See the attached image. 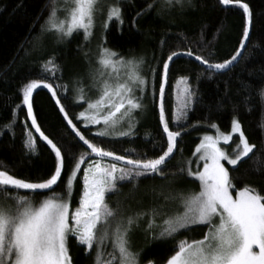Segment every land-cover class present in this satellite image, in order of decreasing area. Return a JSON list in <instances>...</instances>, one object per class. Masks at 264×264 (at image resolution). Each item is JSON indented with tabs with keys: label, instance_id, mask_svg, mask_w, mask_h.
Masks as SVG:
<instances>
[{
	"label": "snow or ice",
	"instance_id": "snow-or-ice-1",
	"mask_svg": "<svg viewBox=\"0 0 264 264\" xmlns=\"http://www.w3.org/2000/svg\"><path fill=\"white\" fill-rule=\"evenodd\" d=\"M220 2L223 5H239L246 16L237 51L230 58L219 62L198 54L191 46L170 51L166 59L158 62L161 65L158 91L155 66L149 67V76L143 75L142 57L139 60L125 57L105 46V33L111 22L115 20L121 26L124 24L121 0L109 4H105V0H68L69 6L64 17L58 15L56 7L50 10L45 24L41 25V34L54 32L58 40L71 38L74 33L82 31L84 40L91 42L97 27V16L102 17L97 45L100 67L92 75V87L96 89L97 95L95 98L86 96L83 79L78 78L80 86L75 99L83 101L87 108L78 114L77 119L86 128L89 125L100 126L95 133L100 138L134 137L139 123L136 113H143L146 107L145 93L149 92L158 107L159 122L166 134V147L152 144L153 150L158 153L152 156L147 153L141 155L136 148L125 149L124 154H117L86 138L61 102L62 96L68 99L69 88L67 83H58L63 79V73L55 55L41 60V71L37 78L22 84L19 89L22 93L21 103L14 107L18 110L26 106V116L30 118L35 132L50 146L55 163L53 170L45 177L35 179L17 176L7 166H0V192L15 193L7 196L11 204L0 202V264H78L70 254V239L82 246L85 253L91 255L94 252V264H155L151 259L142 261L144 249H134L132 245L131 236L145 217L144 231L152 239L174 238L182 230L191 231L194 226L206 229L200 239L177 240L175 250L166 264H264V189L247 184L237 188L229 171L230 167L233 172L238 171L244 158H251L250 154L254 155L256 149V145L249 142L236 116L231 119L228 132L220 130L216 123L210 125L217 130V134H204L196 145L193 153L197 165L195 170L192 168V159H188L179 165L178 173H172L173 178L187 175L199 182V191L181 188L168 190L164 199L176 204L173 211L165 212V205L161 204L124 215L121 208H113L106 199L110 193L120 190L121 182H129L135 188L142 177L159 176L167 180L170 160L175 158L174 153L183 151L178 149L182 133L200 124V121L188 123V113L199 100V76L196 77L195 85L188 76L179 78L178 83L182 87L178 89L177 107L172 121L175 130L166 118L165 85L170 64L175 63L174 58L193 57L210 73L229 71L242 58L245 41H248L252 27V11L245 0ZM162 4L169 8L174 4L179 5L182 10L185 6L195 7L193 0H162ZM151 7L148 4L136 13L133 27H136V17L142 16ZM33 50H36L35 44ZM108 69L111 71L106 72ZM42 88L50 91L67 126L86 146L87 152L82 151L77 155L73 153L71 145L58 144L41 130L33 108V93ZM258 95L264 102V86L258 90ZM249 98L245 97V101ZM14 123L15 111L13 121L5 127L11 131ZM27 123L25 121V146L35 154V137ZM261 127L264 128V124ZM12 134L15 135L14 131ZM234 134H238V142H234L235 147L230 153L221 146V141L227 145L233 141ZM148 135L146 133V137ZM109 158L111 162H105ZM66 162L70 165L68 171ZM82 165H85L81 176L82 189L78 204L73 207L72 192ZM60 184L65 187L64 193L54 190V186ZM22 190L27 194H20ZM33 196L43 198L37 204L33 202ZM159 217L162 219L157 223ZM108 240L112 241L113 251L110 253L105 252Z\"/></svg>",
	"mask_w": 264,
	"mask_h": 264
},
{
	"label": "trees",
	"instance_id": "trees-1",
	"mask_svg": "<svg viewBox=\"0 0 264 264\" xmlns=\"http://www.w3.org/2000/svg\"><path fill=\"white\" fill-rule=\"evenodd\" d=\"M245 2L252 11V27L249 39L245 41L242 58L231 70L210 73L200 62L188 56L174 58V65L170 64L168 82L165 85V115L170 127L175 130L172 121L177 107L178 89L182 87L178 83L181 76H188L194 85L197 84L196 77L199 76V100L192 105V110L188 113V123L200 121V124L182 133V141L178 140V149L183 151L174 153L175 158L170 160L168 179L159 176L142 177L135 188L129 182H121L120 190L106 197L113 208L119 207L122 212L130 211L134 214L161 205L159 201H165L163 193L162 197L158 198L159 203L155 202L154 197L157 195L156 184L162 181L173 182L175 184L173 189L199 191V182L194 177L178 175L173 178L172 173H178V167L183 161L192 159L194 162L195 147L203 135L210 131L212 123H216L220 130L228 132L233 116L240 119L245 135L250 143L256 145V149L254 155L250 154L251 158H244L238 166V171L233 172L232 168H229L230 176L233 177V183L237 188L247 184L264 189V128L261 127V124H264V102L258 95V90L264 86V0ZM57 3L58 0H0V132H2L0 162H3L0 166H7L17 176L33 179L43 178L53 170L54 153L35 132L30 118L26 116V106H21L18 110L14 107L21 103L22 93L19 89L22 84L31 78H37L41 71L39 62L53 54L63 73V79L58 83H67L69 88L68 99L62 96L61 102L73 123L80 128L86 138L117 154H124V150L129 148H136L141 155L158 154L153 150L152 144L166 147V134L162 131L158 107L154 102L151 103L147 117L136 127V135L131 138L97 137L96 126L89 125L86 128L77 119L78 114L85 108V103L78 102L71 91L77 79V72L72 63L78 61L82 55L84 41L82 31L74 33L62 47L54 48L45 42L46 45L33 50V44L36 45L42 35L41 25L45 24L50 10L56 7ZM148 4L152 5L151 10L136 17V27H133L132 21L136 13L145 9ZM193 4L195 7L185 6L182 10L175 4L170 8L166 7L162 0H121L124 24L121 26L115 20L111 22L109 30L105 33L106 46L123 56L139 54L147 48L152 57L150 66L157 69L155 78L157 91L161 71L158 62L166 59L170 51L191 46L198 54L208 57L213 62L230 58L239 48L245 28L246 16L242 8L239 5H223L220 0H193ZM210 53L212 55H209ZM245 97H250L247 102ZM221 105L222 107H219ZM33 108L41 130L54 142L71 145L73 153L77 155L82 151L87 152L86 146L67 126L49 90L42 88L33 93ZM14 111L15 123L10 131L5 125L13 121ZM25 121L28 122L27 127L33 131L35 137L37 147L35 154L25 146L27 139ZM146 133L149 134L147 137ZM105 162H111V159ZM84 166H81V172L74 184L73 207L78 204ZM69 169L70 165L66 162V171ZM54 190L57 193H64L65 187L60 184L58 187L54 186ZM20 194L27 192L22 190ZM8 195L15 193L0 192V202L11 204L12 201L7 200ZM42 198L32 197L33 202L37 204ZM168 210L165 212H169ZM205 231L203 227L194 226L191 231L182 230L174 238L161 239H152L145 234L144 242L141 244L144 245L141 260L151 259L155 264H166V260L175 250L177 240L200 239ZM69 244L74 262L94 264V252L91 255L85 253L84 248L78 246L74 239H70ZM105 245L112 243L109 241ZM105 252L110 253L111 250L105 249Z\"/></svg>",
	"mask_w": 264,
	"mask_h": 264
},
{
	"label": "rangeland",
	"instance_id": "rangeland-1",
	"mask_svg": "<svg viewBox=\"0 0 264 264\" xmlns=\"http://www.w3.org/2000/svg\"><path fill=\"white\" fill-rule=\"evenodd\" d=\"M113 2H114V0H105V4H109V3H113ZM68 6H69L68 0H58L57 6H56V8L58 9V15H60L61 17H64L66 14V9ZM101 20H102V17L98 15L97 21H96L97 27L94 29V36H93L91 42H86L85 40L83 41V47H82V53H81L82 55L78 59V61L72 63L73 64L72 67H74V69L77 72L76 83L72 86V89H71V91L73 92L75 97L77 94L76 90L80 86V79H78V78L83 79V86L85 89L86 96L95 98V96L97 95L96 89L94 87H92V75L94 73H96L97 69L100 67L98 62H97V55H98V51H99L97 45L99 44V41H100V30L101 29H100L99 25L101 23ZM68 39H70V38L58 40L57 36L54 32L43 33L41 35V37L37 40L36 50L41 48L42 45H46L45 42H47V45L53 46L54 48L62 47L68 41ZM146 49L147 48L143 49V51L139 52V54L127 55L125 57H135L137 60H139L142 57L144 63L141 66V71H142L143 75L148 76V74H149L148 69L150 67V62H151L150 59L152 57ZM105 71L108 72L111 70L108 69ZM120 71L123 72L124 69L121 68ZM78 102H83V101H78ZM151 103H153L152 96L149 92H146L145 93V99H144V104L146 107H145L142 114L140 112L136 113L137 119L139 120V123L136 125V127L142 123V120L145 119V117H147ZM86 108H87V105L85 104V108L82 111H84ZM94 126H96L97 128L100 127L97 125H94ZM207 134L216 135L217 130L211 128ZM237 138H238V134H234L232 142H228V144L225 145V143L223 141H221V146L225 147L227 149V151H229L231 153L232 149L235 147L234 142H238ZM202 165H203V162L201 161L200 162L201 168H202ZM196 167H197L196 157L194 156V162L192 164L193 170H195ZM174 186H175V184L173 182L169 183V181H162V182H159V184H156L157 195H155V197H154L155 202L157 203L158 198L160 199V197H162V195H164V197H165L167 195L166 192ZM161 193H163V194L161 195ZM233 195H235V194H233ZM133 198L135 199V197H132V199ZM159 202L161 204L165 205L164 211L165 210L167 211L169 209L168 211L171 212L176 208V204L174 202H166V201H161V200ZM122 213L124 215L133 214L130 211H126V212L124 211ZM160 219H162V217H159L157 219V223L160 222ZM146 220H147V218L145 217L140 221V227L135 229V231L133 232V234L131 236L132 245H133L134 249H141L144 246L141 244L144 242L143 238L146 234L144 231V229L146 227ZM155 230L157 232L159 231V229H155ZM109 241H111V240H108L106 243H109ZM111 243H112V241H111ZM105 249L111 250V252L113 251L112 245H105Z\"/></svg>",
	"mask_w": 264,
	"mask_h": 264
}]
</instances>
